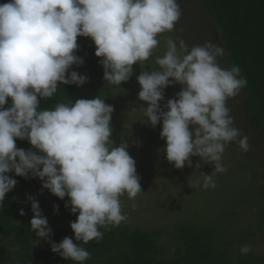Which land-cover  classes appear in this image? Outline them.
<instances>
[{"label":"clouds","instance_id":"clouds-1","mask_svg":"<svg viewBox=\"0 0 264 264\" xmlns=\"http://www.w3.org/2000/svg\"><path fill=\"white\" fill-rule=\"evenodd\" d=\"M180 16L178 0L0 4V206L17 183L13 176L39 179L42 190L60 200L67 196L65 207L78 215L69 225L74 238L59 243L49 241L47 218L39 202L27 197L30 230L64 260H89L91 253L83 245L102 240L101 228L126 223L120 198L127 194L134 199L142 192L127 143L113 147L110 139L112 105L100 96L45 109L40 102L52 98L60 84L79 87L87 82L85 75L69 71L83 64L75 54L78 37L92 41L104 81L119 86L130 79L134 65L152 57L160 43L157 37L172 32ZM224 55L223 47L211 41L189 48L182 39L168 37L166 51L155 59L158 68L136 77L138 99L147 105L140 108L144 118L153 128L161 124L166 160L176 169L191 166L190 157L212 166L211 174L200 173L193 187H216L215 175L227 171L223 154L229 143L236 142L242 152L250 150L248 137L234 126L226 104L247 81L239 66H220L217 58ZM172 84L181 85V91L163 111L159 102ZM17 140H26L31 148H17ZM19 215H25L23 209ZM251 251L250 245L240 247L241 254Z\"/></svg>","mask_w":264,"mask_h":264},{"label":"rangeland","instance_id":"rangeland-1","mask_svg":"<svg viewBox=\"0 0 264 264\" xmlns=\"http://www.w3.org/2000/svg\"><path fill=\"white\" fill-rule=\"evenodd\" d=\"M178 3L180 19L172 32L157 37L160 43L153 50L151 60L138 64L127 82L119 86L111 84L116 86V90L107 103L114 109L110 139L113 147L119 146L121 142L127 143V150L136 162V174L142 192L134 199H129L127 194L120 198L122 212L128 216L127 222L121 224L144 232L160 230L156 241L163 258L167 260L172 258L170 249L176 244L175 231L180 224H198L209 229L219 239L218 248L224 250L229 262H237L249 254L264 257V136L259 130L248 126L247 116L242 112L246 107L240 95L243 92L229 98L226 104L234 119V126L242 136L248 137L250 150L245 153L236 142L229 143L223 154L227 171L217 173L214 177L216 187L209 189L193 187L192 184L200 173L211 174L212 166L204 164L199 157H190L191 166L176 169L165 158L166 145L160 138L161 124L151 127L140 109L147 105L138 99L140 87L136 77L143 70L158 68L155 59L166 51V38L182 39L189 48L209 41L216 43L213 19L203 8V1L178 0ZM90 43L92 41L89 38L78 37L79 47L75 54L80 57L82 48ZM180 91L179 84L165 88L164 99L159 102L161 110L166 111L167 101ZM134 108L136 110L132 111ZM197 164L201 167L196 168ZM41 185L42 181L34 178L30 186L24 188L18 213L23 209L25 215L32 214L28 196L34 197L39 206L48 205L54 195L42 190ZM70 215L77 216L78 213L72 214L69 207L60 217L49 221L48 225L56 223L63 226ZM69 225L66 230L71 233ZM71 234L74 236L73 232ZM35 239V244H45V240H38L36 236ZM0 244L3 252L0 264H5L13 258L14 250L6 239H0ZM245 244L252 247V251L246 255L240 253V247Z\"/></svg>","mask_w":264,"mask_h":264},{"label":"trees","instance_id":"trees-1","mask_svg":"<svg viewBox=\"0 0 264 264\" xmlns=\"http://www.w3.org/2000/svg\"><path fill=\"white\" fill-rule=\"evenodd\" d=\"M6 0H0L3 4ZM203 8L213 19L214 41L223 47L225 55L218 57L223 68L239 66L240 75L247 85L241 91L248 126L259 130L264 136V0H202ZM95 47L90 43L82 48L80 57L83 64L73 66L69 71H76L87 77V82L76 85H58L57 93L46 101L40 102L42 109L54 107L60 102H75L78 99H93L96 96L108 98L116 86L103 79V68L99 58L94 55ZM151 60L142 63H147ZM138 65L133 66V71ZM7 101L5 108L10 106ZM242 106V103H240ZM17 148L28 150L31 145L17 140ZM13 175V174H9ZM17 183L6 194L3 206H0V239H6L13 251V258L5 264H77L64 260L50 249V243L35 244V232L30 230L32 214L20 216L18 213L20 196L24 188L30 186L34 178L26 179L13 176ZM66 196L60 200L53 196L47 206H40L47 221L60 217L69 207ZM58 206V210H54ZM70 215L63 226L50 224L49 241L59 243L65 237L74 238L66 229L76 220ZM103 239L90 241L83 245L91 253V258L84 264H264V257L246 255L237 262H229L224 250L218 247L219 239L212 232L198 224H180L176 227V244L171 246L172 258L164 259L156 238L160 230L144 232L130 228L125 224L107 229L101 228ZM221 239V238H220ZM80 243V242H77ZM1 245V244H0ZM3 252L0 247V260Z\"/></svg>","mask_w":264,"mask_h":264}]
</instances>
